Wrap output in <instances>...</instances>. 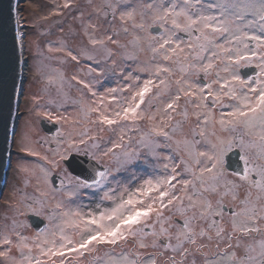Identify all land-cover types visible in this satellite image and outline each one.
<instances>
[{
  "label": "snow or ice",
  "instance_id": "1",
  "mask_svg": "<svg viewBox=\"0 0 264 264\" xmlns=\"http://www.w3.org/2000/svg\"><path fill=\"white\" fill-rule=\"evenodd\" d=\"M73 8L67 39L33 42L57 67L36 65L43 95L25 126L61 127L21 137L36 160L16 173L37 194L13 188L0 264H264V0H63L39 19ZM109 72L124 83L97 91ZM140 162L153 171L138 175ZM85 190L94 207L76 203ZM28 213L48 221L34 235Z\"/></svg>",
  "mask_w": 264,
  "mask_h": 264
},
{
  "label": "rangeland",
  "instance_id": "2",
  "mask_svg": "<svg viewBox=\"0 0 264 264\" xmlns=\"http://www.w3.org/2000/svg\"><path fill=\"white\" fill-rule=\"evenodd\" d=\"M63 0H22L21 3L17 5V21L19 27V39L21 43V48L24 51V74L22 81V90L20 96V104H19V115L17 119L16 129L14 133L10 162L8 166V172L6 176V181L4 185L3 192L0 196V220L3 218L5 214L11 216V212L8 210L7 205L11 203L10 196L12 194L13 188H21L24 189V185L20 182V177L16 173V164L18 159H24L27 161H33L36 159L35 157H30L26 153L19 151V142L24 130L25 121L29 118L30 111L33 108V101L31 99L32 96H40L43 95L42 89L44 88V79L43 76L37 74L35 71V67L37 64H42L44 73L50 71L49 65L51 67H57L55 61H48L38 56L37 49L35 47L34 41L38 42L42 48H46L48 42L57 41L64 36V38H68L67 29L69 25H72L74 22L72 20V16L78 15V11L73 8L71 10H65L62 16H51L47 21L40 20L39 18L43 15H47L48 12L52 11L57 3H62ZM98 2V0H97ZM78 3L81 7H84L86 4V0H78ZM57 21L62 22V26L65 28V33H61L59 31L60 24ZM123 40L124 37L121 36ZM73 47H77L80 41L77 39L75 41H71ZM145 56L144 54H140L139 59L137 61H119L122 64L125 72L132 70L135 68L136 64L139 63L140 58ZM146 58V56H145ZM91 63L90 61H82L83 64ZM79 66L74 63L63 66V70L71 75L74 71L77 70ZM139 74L141 79L146 78V74L144 73H134ZM124 81L119 75H113L112 73H106L105 77L102 80V85H97V91L102 92L105 88L108 87H117L118 84H123ZM71 95L73 97H77L79 93L77 89L74 87L71 90ZM47 97L44 100L40 101L41 105L45 104ZM67 111L64 113L65 115H76L75 106L69 104L66 106ZM63 111V110H62ZM227 111V109H224ZM42 120V119H41ZM34 121L32 126V138L35 139L37 137L43 136L44 132L39 126V122ZM61 127V126H60ZM114 138V137H111ZM109 137L105 136V141L102 143V147L110 146L107 143ZM167 152L168 150H162ZM142 163V162H140ZM138 166V165H137ZM138 172V171H137ZM117 178L121 181L126 180V176L124 172L116 174ZM28 194H37L35 193V189L33 186H29L26 189ZM87 191V190H86ZM85 194H87L85 192ZM99 194L97 193V198ZM83 197H78L76 203H82ZM80 199V200H79ZM76 203H70V207H75ZM87 204V203H86ZM27 218V216H26Z\"/></svg>",
  "mask_w": 264,
  "mask_h": 264
},
{
  "label": "water",
  "instance_id": "3",
  "mask_svg": "<svg viewBox=\"0 0 264 264\" xmlns=\"http://www.w3.org/2000/svg\"><path fill=\"white\" fill-rule=\"evenodd\" d=\"M21 2L0 0V196L10 162L25 69L16 17V7ZM242 71L253 74L251 69Z\"/></svg>",
  "mask_w": 264,
  "mask_h": 264
},
{
  "label": "flooded vegetation",
  "instance_id": "4",
  "mask_svg": "<svg viewBox=\"0 0 264 264\" xmlns=\"http://www.w3.org/2000/svg\"><path fill=\"white\" fill-rule=\"evenodd\" d=\"M154 31H156V30H154ZM247 74L251 75L250 73H247ZM39 126L43 130L45 137H48V138L53 136L55 134V132L57 131V129L60 128V125L55 124L54 122H49L48 120H44V119H42L39 122ZM52 146L54 147L55 145H52ZM228 157H230V161L228 160ZM228 157H227V161H226V166L228 167L229 171H232L233 167L235 166V161L238 159V157H237L236 153H230ZM34 160H36V159H34ZM81 162L86 163L87 158L83 157V156L76 157V159L73 163V169L75 171L80 170L79 168L76 167V165L81 163ZM136 171H138L137 172L138 175L139 174H150L153 171V169L151 167H149L148 165H145L143 163H138V166H136ZM124 174H125L126 179H127L129 173L124 172ZM51 179L53 181V184L58 187L61 176L59 174H57L56 172H54ZM85 192L87 194H85ZM85 192L80 196V197H83V198H80L83 200L82 203L80 202V204H82L86 207H94L95 202L98 199L97 193L94 194L90 190H87V191L85 190ZM26 219H27V222L31 226L27 230L28 235H34L37 230L44 228L48 223V221L44 215L37 216V215H34L32 213H28ZM2 223H4L3 219L0 220V224H2Z\"/></svg>",
  "mask_w": 264,
  "mask_h": 264
},
{
  "label": "bare ground",
  "instance_id": "5",
  "mask_svg": "<svg viewBox=\"0 0 264 264\" xmlns=\"http://www.w3.org/2000/svg\"><path fill=\"white\" fill-rule=\"evenodd\" d=\"M16 9H18V7H16ZM146 58H145V56H142L141 58H140V61L139 62H142V61H144ZM32 131L33 130H29L26 126H25V124H24V130H23V132H22V134H29L30 136H32L33 135V133H32ZM34 183V182H33Z\"/></svg>",
  "mask_w": 264,
  "mask_h": 264
}]
</instances>
